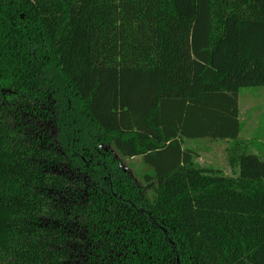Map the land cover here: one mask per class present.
I'll return each instance as SVG.
<instances>
[{
  "label": "trees",
  "instance_id": "16d2710c",
  "mask_svg": "<svg viewBox=\"0 0 264 264\" xmlns=\"http://www.w3.org/2000/svg\"><path fill=\"white\" fill-rule=\"evenodd\" d=\"M259 87L264 0H0V264H264ZM204 139L235 174L196 163Z\"/></svg>",
  "mask_w": 264,
  "mask_h": 264
},
{
  "label": "rangeland",
  "instance_id": "374dc122",
  "mask_svg": "<svg viewBox=\"0 0 264 264\" xmlns=\"http://www.w3.org/2000/svg\"><path fill=\"white\" fill-rule=\"evenodd\" d=\"M241 139L250 142L248 149L264 158V87L246 88L241 90ZM185 147L197 154L196 163L204 167H214L232 176L233 171L229 165V143L212 140H185ZM113 153L120 162L123 170L132 177L137 185L142 187L150 200L155 196V182L147 181L146 177H153L151 168L146 166L142 157L132 159L123 158L112 148Z\"/></svg>",
  "mask_w": 264,
  "mask_h": 264
},
{
  "label": "flooded vegetation",
  "instance_id": "af4514ba",
  "mask_svg": "<svg viewBox=\"0 0 264 264\" xmlns=\"http://www.w3.org/2000/svg\"><path fill=\"white\" fill-rule=\"evenodd\" d=\"M141 212H143L144 213V211H141ZM153 224H155L154 222H153ZM161 230H162V232L166 235V230L164 229V228H160ZM171 245L173 246L174 244L173 243H171ZM174 253H175V260H176V264H180V259H179V257L178 256H176V252H175V250H174Z\"/></svg>",
  "mask_w": 264,
  "mask_h": 264
},
{
  "label": "crops",
  "instance_id": "0c3cea01",
  "mask_svg": "<svg viewBox=\"0 0 264 264\" xmlns=\"http://www.w3.org/2000/svg\"><path fill=\"white\" fill-rule=\"evenodd\" d=\"M240 102H241V92L239 94V121H240V125H241V109H240ZM240 138H241V132H240ZM204 140H208V139H204ZM195 141H199V140H195ZM224 142H227V140H225Z\"/></svg>",
  "mask_w": 264,
  "mask_h": 264
}]
</instances>
